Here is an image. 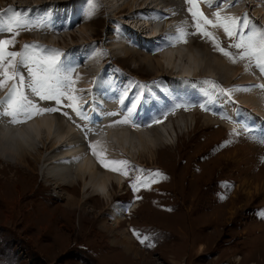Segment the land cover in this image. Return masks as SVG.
Masks as SVG:
<instances>
[{
	"label": "rangeland",
	"instance_id": "1",
	"mask_svg": "<svg viewBox=\"0 0 264 264\" xmlns=\"http://www.w3.org/2000/svg\"><path fill=\"white\" fill-rule=\"evenodd\" d=\"M138 1L142 3L144 0ZM251 1L244 3L243 0H226L229 4L234 3L230 5L231 7L227 6L230 7L229 12L221 3L212 4L207 8L200 0H196L195 8L199 12L204 11L208 19L213 22H216L215 13L219 12L220 22L228 24L229 27L235 26L226 18L242 20L249 25L247 34L253 35L264 32V23L253 15L255 10ZM25 2L29 5L25 6ZM110 2L111 0H72L67 3L70 4L69 9L72 12L82 14L83 20L80 26L71 30V33L61 35L54 31L55 23L51 24L49 13H55L58 6L53 4L49 7H39L42 5L32 4V0L0 1V38L14 39V44L8 48L9 51L23 52L25 45H37L65 54L61 56L64 67L75 69L72 73L74 89L83 74L81 67L78 66L79 63L75 60L78 57L75 50H78L77 45L81 44L82 36L92 37L93 40L88 39V42L81 46L98 50L99 53L101 50L104 67L110 64L119 66L132 77L139 78L146 86L149 82L153 84L159 80L167 81L174 76L176 73L171 75V70L165 66L164 74L153 78L154 76L146 68H140L130 61H123L119 54L111 55L110 45L118 41L125 45L128 42L127 47L133 46L130 48L137 49L154 60L155 55L159 58L160 52H146L139 46L131 29H126L125 19L131 12L135 15L139 7L135 6L133 10H117L116 13L114 10L118 6H123L124 1L119 3L118 0L113 4ZM153 2L154 0H149V4ZM177 4L183 8L180 13L185 15L181 21L182 25L188 31V28L192 29V33L195 34L197 29L193 27L195 23L189 12V7L192 5L186 0H177ZM153 5L149 6L153 7ZM144 6L146 9H142L149 12L148 5ZM219 6H223L222 9ZM19 9H24L22 14L24 17L16 14ZM176 13L179 15V11ZM15 16H19L21 23H27L28 26L13 25ZM85 23L94 34L92 32L84 34L80 31ZM8 26H13L14 31H18V35L9 36L6 33ZM209 27L212 34L222 35V42H219L221 46L215 42L219 47H215L210 39L205 40L208 49L212 50L210 55L214 58L215 54L219 55L217 58L221 62L227 63L230 60L232 65L229 62L227 64L236 70L241 65L242 69L257 82L252 80L251 82L256 84H249L248 87H237L238 84H232L228 88L224 87L226 82L218 77H195L191 84L186 85L189 90L183 88L185 83L181 82L180 95L191 96L190 92H193V89L194 93H201L203 90L199 85L209 88L210 93L202 94L200 99H204L203 96L206 98L200 103L193 100L195 103L191 104L189 99H186V102L180 103L179 108L182 115L185 113L192 118L200 117L211 121L217 116L210 114L213 106L219 105L221 109L223 106L225 110L228 108L229 113L247 117L246 119L238 117L236 120V123L239 121V126L244 120L243 128L240 126L241 130L227 131L213 122L211 127H205V130L200 126L190 136L183 137L173 149L161 151L156 158L147 155L146 158L131 161L129 164L131 158L121 156L128 165V175H124L129 181L128 184L124 185L122 190L115 187L114 198L110 203L101 202L99 197H95L85 209L77 208L74 213L63 207L62 200L54 193L55 187L45 184L40 175L25 181L22 175L19 181L12 178L1 181L0 183H3L0 186L2 205L0 254L3 257H0V264H264V121L252 109L248 108L244 111L240 103L236 110L229 107L226 96L221 95L219 91L223 89L227 97L235 98L239 91L255 88L264 96V73H261L257 67L254 57L240 59L235 55L233 62V55L237 50L230 48L229 45L235 41H230L222 28H211V26L207 28ZM74 33L77 36L61 39L62 36ZM139 33L142 34V30ZM183 35L186 34L181 30L176 34L178 38L182 37V44L191 42L189 35L185 37ZM260 39L261 37L257 35V44ZM72 43L76 46H71ZM220 47L229 51L230 56L225 57L220 52ZM32 51L34 49L29 48V52ZM185 56L186 53H183L184 62H186ZM3 67L0 65V79L3 78ZM12 72L13 69L9 68V75ZM173 72H176V69ZM28 83L30 81L26 76V84ZM12 84V81H8L3 88V92L7 91L6 98ZM19 91L32 99L37 107L44 108L52 104L38 100L27 87ZM96 97L100 102L103 101V96L96 94ZM16 98L19 99V95ZM201 105H207L208 110H204ZM67 109L64 108L63 111L68 112L69 116L72 111ZM56 114H60L61 118L66 117L62 112ZM225 114L227 115L226 111ZM222 119L225 122L230 121L228 118L222 117ZM246 120L248 122H245ZM90 132L92 130L87 128L86 133ZM172 139L176 142L175 136H172ZM2 166L8 165L4 163ZM137 169L142 171L138 172ZM149 172H159L161 176L150 185L139 186L134 192L131 187V184L136 182L134 178L139 176L146 180V173ZM67 189L72 192L70 188ZM55 192L60 193L56 189ZM122 200L124 204L126 201L133 202L132 204H137L139 208L135 213H131L134 216L126 215V220H122V224L119 225L120 223H114L115 218L110 214V205L113 202V204H121ZM134 231L145 238V244L139 243L133 234ZM121 232L130 236L129 244L133 249L138 250L140 256L136 257V253L124 251L114 242L116 237L122 242L123 239L126 240Z\"/></svg>",
	"mask_w": 264,
	"mask_h": 264
},
{
	"label": "bare ground",
	"instance_id": "2",
	"mask_svg": "<svg viewBox=\"0 0 264 264\" xmlns=\"http://www.w3.org/2000/svg\"><path fill=\"white\" fill-rule=\"evenodd\" d=\"M0 1L4 2L6 0ZM32 1V4L42 5L39 7H49L53 4L59 7L64 5L60 8L57 7L55 11L62 17L71 16L70 12H67L65 4L72 0ZM116 1L118 0H111L110 3H116ZM120 1H124V5L118 6L116 10L113 8L115 12L123 9L133 10L135 6L139 7L135 15L131 12L128 18L125 17V21L129 25V29H132L133 36L143 41L147 50L151 49V51L160 52V56L157 58V55H155L156 59L154 60L150 56L143 55L137 49H132L133 46H130L132 48L127 47L128 42L125 45L119 41L110 45L111 55L118 56L119 54L123 61H130L140 68H146L154 76L153 78L163 75L165 66L171 70V73L167 71L166 73H170L171 75L173 73L176 74L172 77L170 76L171 78H168L169 80L167 81L159 80L156 83L149 84L148 88L144 87L142 89V84L138 80H135L124 70L112 66L104 74H100L101 76L99 75L98 80L96 76L103 66L101 50H99V53L98 50L81 46V44L88 42V39L93 40L91 36L89 38L82 36L80 40L82 42L77 47L79 52L82 53L83 76L81 75L80 80L76 82L74 93L78 98L77 102L80 107L86 109L85 115L88 119H80L73 112H70L69 116L64 118L59 117L60 114L57 115L56 113L35 114L26 122L15 125L5 120H0V182L8 178L19 181L21 175L24 176L23 180L25 181V179H34L36 175H40L45 184L48 183L55 187L54 193L62 200L63 207L73 212L77 208L82 209L83 207L85 209V206L90 201H94L95 197H99L101 202L107 201L110 203L114 198L115 187L118 190H122L124 185L126 186L129 182L123 174L103 168L97 162V158L92 155L88 147L90 144L96 145V151L102 153L103 158L108 161H125L123 158H131L132 160L130 159L129 163L134 160H142L147 155L156 158L161 151L173 149L183 137L190 136L200 126L205 130V127H211L210 125L213 122L215 125H221L227 131L243 128L241 124L243 122H240V127L236 123V120L238 117L244 119L247 117L229 113L228 108L225 110L222 107L224 111L219 112V109L213 107L210 114H216L220 119L214 116L211 122L200 119V117L192 118L191 115H186L184 112L182 115V113L175 109V106L177 105L178 98L185 97V99H189L190 97L188 95H180L182 78H193L195 80V77L203 78L202 76L218 77L220 80L226 82L224 87L232 84H238L237 87H248L249 84H256L251 82L254 79L250 74L245 72L241 65L236 70L233 69L234 67L228 65L230 60L228 61L229 63L226 60L227 64L217 58L219 55L215 54V58L210 55L212 50L208 49V45L205 43L206 39L192 33L193 31L190 28H188V31L182 25L181 21H183L185 15L180 13L183 8L177 4V0H154L151 4H149V0H144L142 3H139L138 0H119V3ZM200 1L207 8L212 4L221 3L225 6L226 11L228 9V12L231 7L230 5L234 4L233 2L229 4L226 0ZM247 1L243 0L244 3ZM251 2L254 4L253 9L255 10L253 15L259 17L261 22L264 23V0H252ZM24 4L25 6L29 5L28 2ZM144 5H148L150 9L147 10L149 12L142 9L145 7ZM149 5H153V7ZM228 5L230 7L227 8ZM222 7L219 6L220 9ZM178 11L179 15L176 13ZM193 11L199 12L196 8H193ZM200 12L208 18V15L204 11L201 10ZM87 23L82 25L83 27L80 28V31L84 34L93 33V30L87 26ZM163 23L165 24L163 25ZM193 27L196 29L195 24ZM209 29L210 27L204 30L209 33V36L215 37L216 43L222 42V35L212 34ZM140 30H142L143 35L139 33ZM180 30L182 33L189 35L188 37L191 38V42L185 45L182 44V37L179 36L178 38L176 36ZM67 36L74 37L77 35L76 33L68 34L62 36L61 39ZM60 43L62 44L63 42L60 41ZM70 45L76 46L73 43ZM214 50L216 49L214 48ZM183 53H186V62L182 59ZM230 64L232 65V63ZM174 69H176V72H173ZM177 69H179L178 72ZM109 81L112 84L108 83ZM254 81L257 82L256 80ZM199 87L204 89L201 94H206L210 91L205 86L199 85ZM183 88H186V86L184 85ZM258 90L255 88L241 90L236 95L234 94L235 98H226L227 104L236 110L237 105L240 103L244 111L250 108L264 121V96ZM3 94V88H0V98ZM96 94L100 97L109 98L113 102L112 106L114 107L108 106L104 101L98 102ZM198 95L197 97H199ZM223 103L225 104V102ZM133 105L135 106L133 107ZM129 110H131L130 116ZM167 110H170V113H168L170 118H167L168 122L164 124L158 118V113ZM6 111H8L7 106L0 102V112ZM112 113L118 114V120L124 119L122 115L127 116L128 124L117 123V116L110 115ZM226 116L230 119L229 122H225L222 119V117ZM156 120L161 121L159 125H156ZM90 125L94 126L92 136H89L85 131ZM172 136L176 137V142H174ZM87 140L90 141L89 145L86 144ZM4 163L8 166H2ZM37 166L39 167L38 169L36 168ZM2 167L4 168L2 169ZM2 183H0V186ZM67 188H70L72 192ZM55 189L59 190L60 193L55 192ZM113 203L110 205V214L115 218L114 223H120L119 225L122 224V220H126V215H133L131 213H135L139 208L137 204ZM0 209H2L1 204ZM109 228L111 227L109 226ZM122 234L125 235L127 241L123 239L124 242H122L121 239L116 237L114 242L118 243L124 251L136 253V257L140 256L138 250L133 249L129 244L130 240L128 239L130 236L124 234V232ZM239 260L240 258H238Z\"/></svg>",
	"mask_w": 264,
	"mask_h": 264
},
{
	"label": "snow or ice",
	"instance_id": "3",
	"mask_svg": "<svg viewBox=\"0 0 264 264\" xmlns=\"http://www.w3.org/2000/svg\"><path fill=\"white\" fill-rule=\"evenodd\" d=\"M186 2L192 5V7L189 8V12L191 13L197 29V32L195 33L196 35L205 39H211L214 46L219 47L215 43V37H210L209 33L204 29L208 26H211L212 28H222L225 36L229 38L230 41H235L229 45L230 48L237 50L233 55V62H235V55H238L240 59H252L254 57L257 67L260 69L261 73H264V32L248 35L247 31L249 25L242 20L237 21L235 18H226L230 19L231 24L235 26L229 27L228 24L220 22L219 12L215 13L216 22H213L205 17L203 13L193 11V8L196 7V0H186ZM9 11H11V9ZM13 25L23 27L28 26L27 23H21L19 16L13 18ZM201 25H203V28ZM6 33L11 37L18 35V31H14L13 26H8L6 28ZM257 35L261 37L258 44L256 42ZM13 44L14 39L0 38V65L4 66L3 78L0 79V88H4L8 81L13 82L12 87L8 92L7 99L4 102L8 111L0 112V120H5L10 124L15 125L26 122L28 119H31L34 114L62 112L64 116L68 117V112L63 111L64 108L70 109L78 118L87 120L88 118L85 115L86 109L80 107L77 102L78 98L74 95L75 89L73 88L74 81L72 79V73L75 69L71 67L66 69L61 60V56L65 54H62L55 49H44L37 45H25L23 52L9 51V46ZM29 48L34 49V51L29 52ZM219 50L225 57L230 56V52L223 47H220ZM18 57L19 60H17ZM9 68L13 69L11 75H9ZM26 76L30 81L28 84H26ZM24 87L30 89L32 95L38 98V100L52 102V104L44 108L37 107L32 99L19 91V89ZM219 91L221 95H225L226 98H228L223 89H220ZM17 95H19V99L16 98ZM134 106L135 105H133V107ZM201 107L206 111L208 110L207 105H201ZM110 115L116 114L112 113ZM130 115L131 110H129V116ZM128 122L127 118L117 121V123L121 124H128ZM155 122L160 123L161 121L156 120ZM237 123L239 122L237 121ZM88 147L90 148L92 155L97 158V162L103 168L126 176L128 175V165L126 161H108L103 158L102 153L96 151V145L90 144ZM136 171L140 172L142 170L137 169ZM146 176V180L141 179L139 176L134 178L136 182L131 184L134 192L141 185H150L161 176V173L149 172L146 173ZM133 234L137 237L139 243L142 245L146 243L145 238H143L140 233L134 231Z\"/></svg>",
	"mask_w": 264,
	"mask_h": 264
},
{
	"label": "trees",
	"instance_id": "4",
	"mask_svg": "<svg viewBox=\"0 0 264 264\" xmlns=\"http://www.w3.org/2000/svg\"><path fill=\"white\" fill-rule=\"evenodd\" d=\"M10 253H11V254H13V252H11V251H10ZM0 257H3V255H2V254H0Z\"/></svg>",
	"mask_w": 264,
	"mask_h": 264
}]
</instances>
